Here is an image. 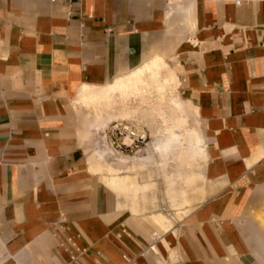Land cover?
I'll list each match as a JSON object with an SVG mask.
<instances>
[{"label": "crops", "instance_id": "0c3cea01", "mask_svg": "<svg viewBox=\"0 0 264 264\" xmlns=\"http://www.w3.org/2000/svg\"><path fill=\"white\" fill-rule=\"evenodd\" d=\"M171 57L181 115L151 149L198 116L182 158L205 160L204 195L149 220L117 195L149 184L107 146L88 156L105 122L77 99ZM64 235L78 264H264V0H0V264H66Z\"/></svg>", "mask_w": 264, "mask_h": 264}, {"label": "rangeland", "instance_id": "374dc122", "mask_svg": "<svg viewBox=\"0 0 264 264\" xmlns=\"http://www.w3.org/2000/svg\"><path fill=\"white\" fill-rule=\"evenodd\" d=\"M166 61L172 70L166 65L164 67L162 60L155 59L152 64H144L132 76L121 78L99 92L85 90L82 94L85 103H82L79 97L77 99L79 106L85 110L84 119H93L98 113L102 115L105 122L103 125L93 127L91 132L92 147L88 156L93 155L95 150H101L107 146L115 155L106 154V162L119 167L120 172L130 174L136 182L149 184L145 191H137L133 204L130 200L133 195L127 197L117 194L126 207L135 204L147 211L146 217L149 220H151L150 215L153 212H162L173 220L181 219L182 217L177 215V211H179L177 209L181 210L186 205L194 206L204 195L202 186L205 181L202 171L205 160L196 159L187 163L182 158L183 150L186 147L185 128H194L201 133L198 116L194 114L182 115L185 118L183 126L175 127L177 132L183 134L181 136L182 144H176L173 150L164 157L151 149V142L155 139L153 131L163 132L165 127L173 124L174 118L181 115L175 110L176 102L170 98L176 87L175 94L182 99L178 85L174 84L173 72L176 73V68L172 57L166 58ZM184 105L188 108L187 104L184 103ZM114 122L134 123L145 131L147 144L130 152L121 153L115 150L107 135L108 128ZM120 155L130 157L128 162L117 164L113 158ZM138 157L148 158L144 160L142 166L135 165L131 169L126 168L128 165H132L133 161H137ZM188 174L197 175L192 181H187L185 177ZM170 180H173L171 186ZM170 188L174 191H170ZM182 198H187L190 202L181 205L179 202Z\"/></svg>", "mask_w": 264, "mask_h": 264}, {"label": "built area", "instance_id": "2783aa9c", "mask_svg": "<svg viewBox=\"0 0 264 264\" xmlns=\"http://www.w3.org/2000/svg\"><path fill=\"white\" fill-rule=\"evenodd\" d=\"M107 135L115 150L121 153L130 152L147 144L145 131L132 122L112 123L108 128ZM55 229L57 232L62 233L65 227L62 224H58ZM59 247L68 256L69 260L66 264H78V258L83 250L79 248L72 236H62L59 240Z\"/></svg>", "mask_w": 264, "mask_h": 264}, {"label": "bare ground", "instance_id": "6f19581e", "mask_svg": "<svg viewBox=\"0 0 264 264\" xmlns=\"http://www.w3.org/2000/svg\"><path fill=\"white\" fill-rule=\"evenodd\" d=\"M151 145H152V142H151ZM120 156H123V155H120Z\"/></svg>", "mask_w": 264, "mask_h": 264}]
</instances>
